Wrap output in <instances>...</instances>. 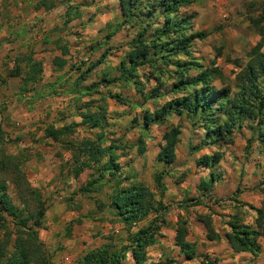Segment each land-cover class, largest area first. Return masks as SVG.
I'll return each mask as SVG.
<instances>
[{"label": "rangeland", "instance_id": "374dc122", "mask_svg": "<svg viewBox=\"0 0 264 264\" xmlns=\"http://www.w3.org/2000/svg\"><path fill=\"white\" fill-rule=\"evenodd\" d=\"M263 12L264 0H194L179 9V14L190 17L189 34H205L190 45L192 61L199 66L190 76L199 70L216 69L221 76L215 75L211 85L234 92L237 65L244 66L251 49L261 43L251 20ZM122 24L119 0H0V158L18 157L26 181L44 201L38 238L50 264H81L85 254L107 246L122 251L128 245V234L152 222L160 228L151 233L155 243L147 248L148 262L264 264V235L258 238V255L234 254L222 238L228 231L229 217L253 224V208H260L264 200V152L256 140L248 144L254 137V123L244 121L234 130L232 142L220 147L205 143L201 127L186 114L168 117L143 130L144 110L152 111L180 94L144 101L132 85L120 81L102 84L104 79L119 76V61L135 34L134 28ZM104 52V62L97 64ZM55 58L65 62L62 68ZM28 59L40 66L35 82H27ZM16 65L19 76L8 77ZM138 75L148 93L154 89L165 93L171 84L165 81L159 85L148 66L140 67ZM110 95L120 96L123 102ZM99 106L106 108L102 128L82 124L80 112H93ZM48 127H70L73 132L63 138L75 145L84 139H100L102 134V146L114 144L118 148L121 186L149 188L161 200V216L153 212L135 226L125 227L110 208L114 182L82 192L94 177L93 169H84L74 178L75 148L47 138ZM171 128L179 131V141L175 159L167 165L157 156L162 135ZM215 151L221 155L218 164L211 168L197 164L202 156ZM210 173L215 176L212 188L199 190ZM158 174H163L162 195L155 184ZM1 177L9 196L18 203L12 175ZM27 201L32 204L30 198ZM201 218L211 222L220 239L207 240ZM183 222L185 240L196 245L192 261L179 255L174 242L176 229ZM124 254L122 264H134L130 252Z\"/></svg>", "mask_w": 264, "mask_h": 264}, {"label": "trees", "instance_id": "16d2710c", "mask_svg": "<svg viewBox=\"0 0 264 264\" xmlns=\"http://www.w3.org/2000/svg\"><path fill=\"white\" fill-rule=\"evenodd\" d=\"M194 0H119V8L123 17V24L135 29V34L128 43L127 50L119 61L117 70L119 76L114 79H104L103 85L112 82H123L132 85L137 94L144 101L159 99L169 94H180L167 98L162 105L154 110H144L142 126L146 130L151 124L165 121L171 116L188 115L203 131L205 143L221 144L232 142L234 130L240 128L244 121L254 123L252 126L253 138L264 152V12L251 20V25L261 37V43L251 49L248 61L244 66L237 65L235 73V91L229 88L216 90L211 82L215 75L221 73L199 70L196 76H190L192 69H199L198 63L192 61L190 45L194 40H202L204 33L189 34L191 27L190 17L179 14V9L190 6ZM63 51H66L63 49ZM107 53L104 52L97 64L104 62ZM58 68L65 62L55 58ZM27 82L36 81L40 72L39 63L27 60ZM142 66L151 69V77L159 85L171 81L165 93L157 89L145 91L144 84L139 80L138 70ZM89 68L88 71H91ZM20 67L15 66L8 77H17ZM143 76H145L143 74ZM149 79V78H148ZM118 102H123L118 95H110ZM86 108L88 105H85ZM106 108L99 106L95 111L89 109L80 112L81 123L89 128H102ZM73 130L69 128L48 127L45 129L47 138L54 142H65V135ZM3 131L0 128V139ZM179 131L171 128L162 135L163 144L157 160L170 165L175 159L176 145L179 141ZM103 135L100 139H84L78 145L65 142L68 147L75 148L73 177L77 178L84 169H93L94 177L88 181L81 191L92 192L96 186L105 182H114L110 195V208L115 217L128 229L143 221L149 214L155 212L161 216V200L146 186H121L120 166L114 144L102 146ZM219 151L202 156L197 164L204 168H211L220 161ZM10 173L13 178L14 189L18 193V203H14L8 194L6 181L1 177ZM163 174L156 175L155 184L159 195L165 191ZM215 176L210 173L208 181H202L198 187L208 192L212 188ZM30 198L32 204L27 201ZM256 217L253 224H243L238 217H229L226 221L228 231L222 238L228 248L234 253H250L258 255L261 245L258 238L264 235V200L260 208H253ZM45 214L44 201L39 192L33 189L26 181L19 158L3 156L0 158V264H50V259L38 238V229L41 228ZM207 233V240L214 241L221 236L214 231L211 222L201 218ZM160 225L154 222L146 228L128 234V245L122 251L112 250V247L97 248L84 255L81 264H122L125 252H130L134 264H165L148 262L147 248L155 243L151 233L158 232ZM186 229L184 222L175 232V246L179 255L185 261H192L196 256V245L185 240Z\"/></svg>", "mask_w": 264, "mask_h": 264}, {"label": "crops", "instance_id": "0c3cea01", "mask_svg": "<svg viewBox=\"0 0 264 264\" xmlns=\"http://www.w3.org/2000/svg\"><path fill=\"white\" fill-rule=\"evenodd\" d=\"M64 260H65V262L68 263V262H69V257H68V256H65V257H64Z\"/></svg>", "mask_w": 264, "mask_h": 264}]
</instances>
